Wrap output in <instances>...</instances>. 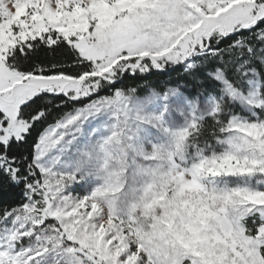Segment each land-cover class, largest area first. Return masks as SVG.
<instances>
[{"label": "snow or ice", "instance_id": "1", "mask_svg": "<svg viewBox=\"0 0 264 264\" xmlns=\"http://www.w3.org/2000/svg\"><path fill=\"white\" fill-rule=\"evenodd\" d=\"M0 264H264V0H0Z\"/></svg>", "mask_w": 264, "mask_h": 264}]
</instances>
